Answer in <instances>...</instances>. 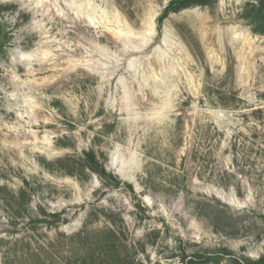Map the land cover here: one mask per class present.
Instances as JSON below:
<instances>
[{"label":"rangeland","instance_id":"1","mask_svg":"<svg viewBox=\"0 0 264 264\" xmlns=\"http://www.w3.org/2000/svg\"><path fill=\"white\" fill-rule=\"evenodd\" d=\"M168 1L0 0V264H66L103 229L143 264L264 251V33L250 0L158 26ZM89 149L118 185L49 169Z\"/></svg>","mask_w":264,"mask_h":264},{"label":"trees","instance_id":"2","mask_svg":"<svg viewBox=\"0 0 264 264\" xmlns=\"http://www.w3.org/2000/svg\"><path fill=\"white\" fill-rule=\"evenodd\" d=\"M216 0H169L163 8L161 14L157 18L158 26L171 13H177L183 9L194 6H211ZM240 18L244 19L253 33H264V0H250L244 6L240 13ZM1 33V28H0ZM0 37V50L2 49V40ZM98 154L89 149L84 152L83 160L76 162L70 157L59 158L54 162L48 163L50 170H60L62 173L76 175L80 170L84 173V169L96 173L99 177L105 178L109 175L114 181L113 185H118L120 182L114 179V176L105 171L102 162H100ZM80 168V169H79ZM83 175V174H82ZM210 220L211 214H206ZM56 219H59V214H53ZM118 231V235L111 230L103 229L96 232V237L89 240V237H81L82 232L76 235L77 241L82 244L80 248L82 254L76 251H70V256L64 257L63 261L66 264H143L136 261L133 257L132 247L127 245L124 240L126 236L123 232ZM94 233V232H92ZM120 234V236H119ZM61 237L71 243L72 236L61 234ZM84 240V241H83ZM98 248V249H96ZM129 248V250L127 249ZM73 249V248H71ZM122 250V252H121ZM181 264H264V251L255 259L246 256L235 257L225 248L219 249H196L189 252H183L179 256Z\"/></svg>","mask_w":264,"mask_h":264}]
</instances>
